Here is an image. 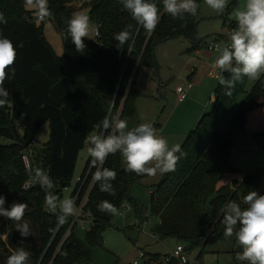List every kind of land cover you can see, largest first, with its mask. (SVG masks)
Listing matches in <instances>:
<instances>
[{
  "label": "trees",
  "instance_id": "16d2710c",
  "mask_svg": "<svg viewBox=\"0 0 264 264\" xmlns=\"http://www.w3.org/2000/svg\"><path fill=\"white\" fill-rule=\"evenodd\" d=\"M72 2L48 0L51 15L47 18L63 41V53L58 56L43 34L46 17L41 19L39 13L29 9L26 0H0V12L8 21L0 27L17 50L15 76L4 84L10 93L8 104L0 108V136L10 141L0 144V195L6 197L7 206L14 201L28 204L24 218L34 224L37 239L29 244L19 242L10 231L16 222L7 218L0 224V234H7L11 244L29 253V264H90L91 246L101 241L102 231L115 217L99 211L97 205L107 200L119 212L129 201L142 222L148 212L158 220L152 231L159 239L182 242L188 252L199 248L197 258H201L213 244L225 239L223 217L228 204L236 202L246 207L243 197L263 182L262 170L246 172L229 181L223 178L241 173L231 162L240 133L251 134L264 151V76L249 90L246 87L250 79L244 77L235 83L231 95L217 84L213 107L189 131L181 145L186 155L175 171L164 174L151 190L148 209L130 198L132 185L147 175L126 171L120 153L109 155L102 167L117 173L112 181L115 195L100 191L95 182L84 207L92 215L93 226L86 230L84 239L74 226L60 245L69 220L57 229L59 212L50 213L44 203L48 189L22 188L34 171L24 166L19 142L27 146L49 124V140L39 147L36 144L33 156L38 169L54 181L51 191L60 198L62 190L70 185L86 137L102 131L104 117L125 120L137 114L135 102L141 94L136 79L141 71L147 74L149 69L158 68L156 46L175 38L186 39L192 51L208 46L205 37L198 33V9L195 16L186 14L183 19H174L164 13L162 0H155L161 19L156 29L148 33L119 0H93L91 19L101 24L100 35L85 38L87 47L79 53L67 33V21L76 13ZM230 7L222 14L225 33L218 35L225 40H230L237 27V22L227 17ZM129 25L132 39L118 49L114 36ZM223 75L230 78L226 72ZM242 93L244 99L230 117L228 127L222 130V123ZM22 117L23 127L19 124ZM153 126L157 129L156 123ZM6 251L0 237L2 264H6ZM151 255L154 261L161 257L158 253Z\"/></svg>",
  "mask_w": 264,
  "mask_h": 264
},
{
  "label": "clouds",
  "instance_id": "9594fccd",
  "mask_svg": "<svg viewBox=\"0 0 264 264\" xmlns=\"http://www.w3.org/2000/svg\"><path fill=\"white\" fill-rule=\"evenodd\" d=\"M204 2L218 13H222L227 5V0ZM26 3L38 10L41 19L51 15L48 0H26ZM119 3L146 32L152 33L156 29L161 12L155 0H119ZM162 4L164 13L174 19H183L186 14L195 16L199 7L196 0H162ZM234 17L237 27L230 35V44L216 46L219 55L215 66L221 73L218 83L226 89V95H231L235 83L244 77L258 81L264 76V0H246L244 9L236 11ZM7 22L4 13L0 12V25H6ZM130 29L131 25L115 34L118 49L132 39ZM97 31L86 14L74 13L67 21V33L79 53L87 47L85 38L97 34ZM16 58L15 45L3 35L0 27V108L8 104L10 93L4 84L15 76L13 65ZM225 72L230 78H225ZM100 128L102 131L86 137L87 153L96 167L92 174L93 181L99 183L100 191L111 195H115L112 181H115L117 173L102 167L109 155L120 153L126 164V171L149 177L175 171L181 157L186 155L179 144L169 146L168 140L158 134L151 123H140L129 129L127 121L106 115ZM33 182L48 189L44 203L49 211L59 212L57 219L60 224L76 215L75 200H61L53 194L51 190L55 185L47 173L36 169ZM243 203L246 205L244 208L236 202L228 204L223 217L224 235L235 237L237 245L242 249L238 260L247 261L248 264H264V194L252 190L243 197ZM5 205L6 197L0 195V217L16 222V230L20 236L29 237L31 229L24 220L28 204L14 201L7 207ZM97 208L110 215L118 214L116 206L107 200L101 201ZM6 264H29V253L23 248L17 249L7 257Z\"/></svg>",
  "mask_w": 264,
  "mask_h": 264
},
{
  "label": "rangeland",
  "instance_id": "374dc122",
  "mask_svg": "<svg viewBox=\"0 0 264 264\" xmlns=\"http://www.w3.org/2000/svg\"><path fill=\"white\" fill-rule=\"evenodd\" d=\"M197 4L199 5V35L205 37L207 43L214 41L216 37L218 38L217 43L219 45L222 47L227 46L229 42L218 36L225 30L222 14L231 6L227 12V17L236 22L234 13L244 9L246 0H227L226 8L222 13L211 9L204 0H198ZM28 8L38 13V10L34 6H28ZM43 34L54 48L56 54L61 56L63 53L62 37L47 17L45 19ZM190 48V43L184 38L170 39L156 46L155 52L158 68L150 69V77H147L142 71L138 74L137 83H139L142 94L137 97L135 102L137 114L131 119H125L128 122L129 129L140 123H151L152 125L156 123L158 134H165L169 146L176 144L181 146L187 138L190 129L197 125V121L193 122L195 115L202 113L206 108L205 111L207 112L211 110L213 107L214 91L218 84V76L216 78L207 77L202 87L195 88L194 86L188 98L184 100L185 103H178L176 87L182 84L185 85L191 72L193 70L195 73L200 72L201 68V61L198 59L200 55L196 54L193 56V51ZM205 50L208 49L206 47L202 48V53L206 52ZM214 55L209 60L210 63H215L219 54L215 51ZM255 81L250 80L246 89L249 90ZM242 99L243 94H240L222 123V130L228 127L230 117L236 111ZM178 131L179 133L181 131L187 132L181 138L173 140V134H177ZM48 140L49 124H45L39 131L36 144L39 147L44 145ZM9 142V140L0 136V144ZM87 147L88 144L80 151L70 185L62 190V196L59 199L68 198L72 193L77 178L81 175L89 158ZM231 160L242 172H256L258 170L264 172V151L255 144L249 133H240L238 135ZM122 166H126L123 157ZM163 175L147 176L133 184L130 190V198L145 209H148L152 196L151 190L161 181ZM255 191L264 194V179ZM5 207H7V204ZM147 216L148 218L142 222L135 215L134 208L129 201L123 204L118 214L113 218L111 225L102 231L101 241L91 246L92 261L90 264H133L141 250L147 254L158 253L160 256H164L173 250L178 244L177 240L173 238L167 240L155 238L152 230L158 220L151 216L149 212ZM4 219V217H0V224ZM24 220L28 222L31 229L32 234L29 237H21L16 230V225L11 227L10 231L19 242L33 243L37 239L34 224L25 218ZM79 229V236L84 239L86 229ZM0 237L6 245L5 260L7 261V257L13 251L20 248L15 247L9 242L7 234H0ZM2 247L1 252H3ZM238 248L239 246L236 243L235 237L226 236L223 241L213 244L201 258H197L199 248L189 251V257L191 262L196 264H248L247 261L237 259L241 251Z\"/></svg>",
  "mask_w": 264,
  "mask_h": 264
},
{
  "label": "built area",
  "instance_id": "2783aa9c",
  "mask_svg": "<svg viewBox=\"0 0 264 264\" xmlns=\"http://www.w3.org/2000/svg\"><path fill=\"white\" fill-rule=\"evenodd\" d=\"M92 1L93 0H73L72 3L76 8V12H80V13H83L89 16L90 21L92 22L93 25L96 26L98 30L97 34L92 35V37H98L100 35L99 28L101 24L99 22H93L91 19ZM217 40L218 38L215 37L214 41L208 43L207 48L211 50H216V46L218 45ZM228 44H230V42ZM176 92L178 94L179 101H183L188 96L187 94L188 91L183 85L177 86ZM19 124L20 126L23 127V117L20 119ZM19 144L22 146L21 155H22L24 166L26 167L27 170H30V171L32 170L35 172V170L38 169L36 161L33 156L34 154L33 148L36 146V140H31V142H29L27 146H23L21 142H19ZM95 171H96V167L93 166L91 157L89 156L81 175L77 178V181L73 188L72 193L68 197V198H73L75 200L76 207H77V213L74 217L68 218L69 224L67 226V229L64 232L60 245L63 243L65 238L70 234V231L72 230L74 226H77L78 228H81V229L85 228L86 230H90L94 224L92 215L90 214V212H86L84 207L87 203L89 193L91 192L95 184V182L92 179V174ZM85 185H87V187H85ZM37 186H40V184L33 182V175H32L28 180L24 182L22 188L25 190H28V189H31ZM53 194L55 193L53 192ZM49 212L53 213L51 211ZM61 225L62 224H59L57 229H59ZM153 236L159 239V237L155 235L154 233H153ZM153 259L154 257L151 254H147L146 252L141 250L139 251V255L137 259L134 260L133 264H168L172 261H175L176 264H196V263L191 262L190 257H189V252L186 250L185 245L182 242H178V244L175 246L173 250L169 251L164 256H161L159 261H154Z\"/></svg>",
  "mask_w": 264,
  "mask_h": 264
},
{
  "label": "crops",
  "instance_id": "0c3cea01",
  "mask_svg": "<svg viewBox=\"0 0 264 264\" xmlns=\"http://www.w3.org/2000/svg\"><path fill=\"white\" fill-rule=\"evenodd\" d=\"M223 33H225V30H224V32ZM227 42H228V40H227ZM191 45V44H190ZM207 48V47H206ZM208 50H205L206 52H204V53H202V49H197V50H195V51H193V56H195L196 54L197 55H200L199 56V60L201 61V68H200V72H196L195 73V71L193 70V72H191V74H190V76H188V78H187V80H186V82H185V85L184 84H182V85H184V87L186 88V90L188 91L187 92V94H188V96H189V93L191 92V90L194 88V86H195V88L197 87V88H200V87H202L203 86V84H204V82H205V79L207 78V77H211V78H216L217 76H219V74H221L220 72H219V69L215 66V63H210L209 62V60H211L215 55H214V52L216 51V50H211V49H209V48H207ZM213 72H214V74H213ZM145 74V73H144ZM147 77H150L151 76V70L149 69V71H148V73L147 74H145ZM138 77V76H137ZM138 81H137V79H136V87H137V89H138V91H139V93L140 94H142L141 93V91H140V88H139V83H137ZM179 86V85H178ZM195 94H196V92H195ZM243 94V99H244V97H245V94L244 93H242ZM240 95V94H239ZM239 95L237 96V98H236V101L238 100V97H239ZM178 96V95H177ZM188 96L185 98V99H187L188 98ZM184 99V100H185ZM213 99H214V95H213ZM242 99V100H243ZM177 100H178V97H177ZM184 100L183 101H179L178 100V103H185L184 102ZM242 100H241V102H242ZM236 103V102H235ZM207 109V108H206ZM206 109H204V111L202 112V113H196L197 115H195V119H193V122H198V120H199V118L201 117V115L205 112V110ZM199 114H201V115H199ZM194 118V117H193ZM193 128V127H192ZM191 128V129H192ZM190 129V130H191ZM157 131H158V128H157ZM186 132L187 131H181L180 133H179V131H178V133L177 134H173L174 135V138H172L173 140H176V139H179V138H181L182 136H184V134H186ZM94 133H96V132H94ZM163 137H165V134H161ZM88 143L86 142V144L85 145H87ZM234 149H235V146H234V148H233V150H232V153H231V159H232V157H233V151H234ZM89 157V156H88ZM231 162H232V164L241 172V173H237V174H226L225 176H224V178H223V181H229V180H231L232 178H234V177H236V178H238L241 174H243V173H246V172H242L240 169H239V167L237 166V165H235L234 163H233V161L231 160ZM242 250V249H241Z\"/></svg>",
  "mask_w": 264,
  "mask_h": 264
},
{
  "label": "water",
  "instance_id": "95a60500",
  "mask_svg": "<svg viewBox=\"0 0 264 264\" xmlns=\"http://www.w3.org/2000/svg\"><path fill=\"white\" fill-rule=\"evenodd\" d=\"M238 250H241L240 248H238Z\"/></svg>",
  "mask_w": 264,
  "mask_h": 264
}]
</instances>
